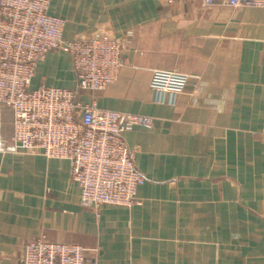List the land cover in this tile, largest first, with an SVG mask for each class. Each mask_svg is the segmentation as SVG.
<instances>
[{
    "label": "crops",
    "instance_id": "obj_1",
    "mask_svg": "<svg viewBox=\"0 0 264 264\" xmlns=\"http://www.w3.org/2000/svg\"><path fill=\"white\" fill-rule=\"evenodd\" d=\"M66 42L128 39L118 81L80 92L100 109L154 118L124 136L145 183L138 204L80 205L67 160L0 153V264L29 242L76 245L97 264H264V9L215 0H49ZM189 77L159 102L154 72ZM76 90L69 55L41 59L31 90ZM11 141L12 112L1 115ZM94 250L97 251L95 256Z\"/></svg>",
    "mask_w": 264,
    "mask_h": 264
},
{
    "label": "built area",
    "instance_id": "obj_2",
    "mask_svg": "<svg viewBox=\"0 0 264 264\" xmlns=\"http://www.w3.org/2000/svg\"><path fill=\"white\" fill-rule=\"evenodd\" d=\"M213 6L215 0H204ZM227 7L264 9V0H224ZM49 0H0V153L41 155L71 164V179L80 189V205L96 211L105 206L131 208L145 183L135 165L136 151L124 136L135 127L151 129L154 118L100 109L82 102L80 92H101L118 81L128 39L108 34L75 41L63 39L65 21L48 14ZM51 51L70 56L76 90L41 86L31 90L38 62ZM189 77L154 72L150 88L159 102H174ZM12 112L10 142L2 136L1 115ZM81 246L29 242L21 264H97ZM97 256V251H93Z\"/></svg>",
    "mask_w": 264,
    "mask_h": 264
}]
</instances>
